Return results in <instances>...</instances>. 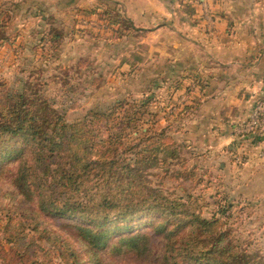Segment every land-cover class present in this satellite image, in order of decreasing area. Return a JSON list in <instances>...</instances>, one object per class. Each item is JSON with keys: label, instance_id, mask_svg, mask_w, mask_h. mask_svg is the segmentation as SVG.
Returning <instances> with one entry per match:
<instances>
[{"label": "trees", "instance_id": "1", "mask_svg": "<svg viewBox=\"0 0 264 264\" xmlns=\"http://www.w3.org/2000/svg\"><path fill=\"white\" fill-rule=\"evenodd\" d=\"M100 9L133 28L116 4ZM6 14L0 3V46L11 39ZM53 31L39 40L52 34L54 46ZM147 105L116 99L68 120L37 80L0 78V264H264L232 238L231 203L206 216L191 188L149 178L184 145L148 126Z\"/></svg>", "mask_w": 264, "mask_h": 264}, {"label": "rangeland", "instance_id": "2", "mask_svg": "<svg viewBox=\"0 0 264 264\" xmlns=\"http://www.w3.org/2000/svg\"><path fill=\"white\" fill-rule=\"evenodd\" d=\"M0 3L9 18L14 14L17 18L15 8L19 4L21 7L28 4L20 0H0ZM98 13V20L80 17L69 25L61 21L62 17L53 20L52 16L39 27L33 20L28 21L19 43L12 40L6 43L9 49L0 47V78L9 83L15 76L37 80L44 95L68 120L116 99L146 100L148 126L153 131L163 129L184 145L178 163L173 161L166 169L151 170L152 182H161L179 193L191 188L194 195H199L206 216L231 203L226 210L229 215L226 226L232 238L264 254V201L246 197L237 178H232L235 170H229L226 163L232 153L225 147L240 150L247 142L238 136L237 147L226 144L225 137L211 127L216 124L215 119L210 116L201 119L207 110L198 106L197 101L181 106L172 100L176 86L186 79L185 71L176 65L171 67L166 54L169 49L158 44L161 39L147 37L145 28L134 25L117 28ZM9 18L6 28L11 26ZM9 29L12 36L14 30ZM50 30L60 34L54 46L48 41L52 34L43 42L39 40L42 31ZM151 44L153 50H147ZM165 44L169 46L168 42ZM197 113L199 117H195ZM0 185L5 187L1 182ZM0 201L9 199L0 195Z\"/></svg>", "mask_w": 264, "mask_h": 264}, {"label": "crops", "instance_id": "3", "mask_svg": "<svg viewBox=\"0 0 264 264\" xmlns=\"http://www.w3.org/2000/svg\"><path fill=\"white\" fill-rule=\"evenodd\" d=\"M22 1L28 4L15 8L17 18L6 16L11 19L8 28L14 30L11 36L5 27L10 42L22 40L30 20L39 27L48 16L62 17L69 25L75 18L97 19L106 4L120 7L134 26L146 29L147 37L161 39L158 44L169 49L164 52L171 67L185 71L186 79L176 86L172 100L181 106L197 101L207 110L201 119H215L211 127L226 144L237 147L238 136L243 141V135L257 136L256 142H247L240 150L225 147L232 153L226 163L235 170L232 178L242 185L243 194L264 201V123L256 129L249 126L256 103L264 99V0ZM6 43L0 47L9 49ZM148 49L153 50V44Z\"/></svg>", "mask_w": 264, "mask_h": 264}, {"label": "built area", "instance_id": "4", "mask_svg": "<svg viewBox=\"0 0 264 264\" xmlns=\"http://www.w3.org/2000/svg\"><path fill=\"white\" fill-rule=\"evenodd\" d=\"M264 99L256 103L249 120V126L252 129H256L258 126L264 123ZM262 114V115H261Z\"/></svg>", "mask_w": 264, "mask_h": 264}]
</instances>
